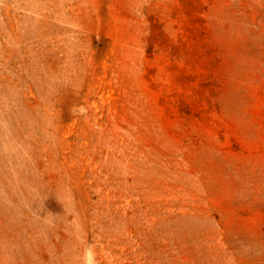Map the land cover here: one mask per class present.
Wrapping results in <instances>:
<instances>
[{
  "label": "rangeland",
  "instance_id": "obj_1",
  "mask_svg": "<svg viewBox=\"0 0 264 264\" xmlns=\"http://www.w3.org/2000/svg\"><path fill=\"white\" fill-rule=\"evenodd\" d=\"M0 264H264V0H0Z\"/></svg>",
  "mask_w": 264,
  "mask_h": 264
}]
</instances>
